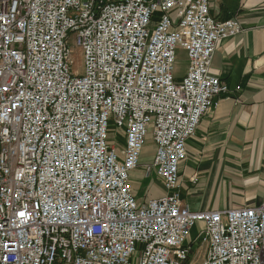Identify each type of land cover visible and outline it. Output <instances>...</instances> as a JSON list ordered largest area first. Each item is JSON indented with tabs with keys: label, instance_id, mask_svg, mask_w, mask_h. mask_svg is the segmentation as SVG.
Here are the masks:
<instances>
[{
	"label": "built area",
	"instance_id": "obj_1",
	"mask_svg": "<svg viewBox=\"0 0 264 264\" xmlns=\"http://www.w3.org/2000/svg\"><path fill=\"white\" fill-rule=\"evenodd\" d=\"M241 30L209 0H0V264H264V195L194 211L179 190ZM139 166L161 195H136Z\"/></svg>",
	"mask_w": 264,
	"mask_h": 264
},
{
	"label": "crops",
	"instance_id": "obj_2",
	"mask_svg": "<svg viewBox=\"0 0 264 264\" xmlns=\"http://www.w3.org/2000/svg\"><path fill=\"white\" fill-rule=\"evenodd\" d=\"M209 14L237 19L242 30L216 45L209 72L229 90L186 141L180 195L194 211L257 206L264 195V0H209ZM132 185L139 198L163 192L150 185L142 196L138 181Z\"/></svg>",
	"mask_w": 264,
	"mask_h": 264
},
{
	"label": "rangeland",
	"instance_id": "obj_3",
	"mask_svg": "<svg viewBox=\"0 0 264 264\" xmlns=\"http://www.w3.org/2000/svg\"><path fill=\"white\" fill-rule=\"evenodd\" d=\"M75 58L77 60V63H79L78 62L79 58L78 59H77V57H75ZM186 69H187L186 54H185V52H181L180 50L177 49L173 74L175 77H176V75H183L185 73ZM109 129H112L111 125L109 126ZM146 142H147V144L143 148L142 154H141L142 163H149L150 159L152 157V154H153V147L150 146L151 140L149 137L147 138ZM132 179H134L135 181H138V184L141 188V192L139 193V195H142V196H144V194H146L145 190L147 189V187H150V185H152L153 187H159L161 184V180L158 177H156L155 173H152L150 176H144L141 166H139L133 172ZM192 181L195 182L196 179L193 178ZM135 193H136V191H135ZM206 208H204V209H206ZM200 227H201L200 223H196L195 227L192 229V232H191L192 235H196L198 233V231L200 230ZM197 250H200V249L198 248ZM197 262L199 263V260H197V259H195V257H193L190 264H198Z\"/></svg>",
	"mask_w": 264,
	"mask_h": 264
}]
</instances>
